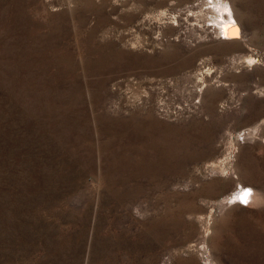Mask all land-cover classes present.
Returning <instances> with one entry per match:
<instances>
[{
  "label": "rangeland",
  "instance_id": "rangeland-1",
  "mask_svg": "<svg viewBox=\"0 0 264 264\" xmlns=\"http://www.w3.org/2000/svg\"><path fill=\"white\" fill-rule=\"evenodd\" d=\"M219 1L0 0V264H264V0Z\"/></svg>",
  "mask_w": 264,
  "mask_h": 264
},
{
  "label": "bare ground",
  "instance_id": "bare-ground-1",
  "mask_svg": "<svg viewBox=\"0 0 264 264\" xmlns=\"http://www.w3.org/2000/svg\"><path fill=\"white\" fill-rule=\"evenodd\" d=\"M219 3H221V5H219ZM215 5H217V4H215ZM218 5H219V11H220V13H218V14H220L219 16L221 17V18H223V15H225L227 18H228V20H226V22L225 23H221L220 24V26H221V30L220 31H222V32H220V34H221V36L224 38V39H227V38H236L239 34H240V26H239V24H238V22H237V20H235L234 19V14H233V10H232V8H231V6H230V3H228L227 2V0H220L219 2H218ZM218 8V7H217ZM222 15V16H221ZM220 18V19H221ZM237 19V18H236ZM241 25V24H240ZM231 29H236V31H237V34H235V35H233L232 34V32H231ZM241 32H243V31H241ZM240 37V36H239ZM231 152V151H230ZM224 167H225V165H223ZM223 167V168H224ZM222 168V169H223ZM224 171V170H223ZM254 192V191H253ZM238 193V192H237ZM237 193H235L234 195H232V196H230L228 199H227V201H228V203L232 200V198H234V199H237V197H236V194ZM244 192H242V194H243ZM241 193L238 195V196H241L242 195ZM231 199V200H230ZM233 199V200H234ZM252 199H253V201L254 200H260V197H259V195H256L255 193L254 194H252ZM240 200V199H239Z\"/></svg>",
  "mask_w": 264,
  "mask_h": 264
},
{
  "label": "snow or ice",
  "instance_id": "snow-or-ice-1",
  "mask_svg": "<svg viewBox=\"0 0 264 264\" xmlns=\"http://www.w3.org/2000/svg\"><path fill=\"white\" fill-rule=\"evenodd\" d=\"M231 32L233 35L237 34L236 29H231ZM250 190H245L244 193L240 196L237 197V199H240L242 202L247 203L248 202V195H249Z\"/></svg>",
  "mask_w": 264,
  "mask_h": 264
}]
</instances>
